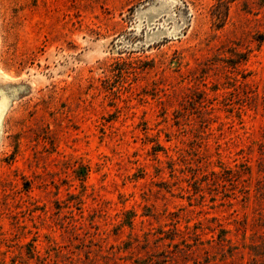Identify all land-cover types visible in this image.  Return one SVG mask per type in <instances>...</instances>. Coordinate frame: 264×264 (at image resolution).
I'll use <instances>...</instances> for the list:
<instances>
[{
  "label": "rangeland",
  "instance_id": "374dc122",
  "mask_svg": "<svg viewBox=\"0 0 264 264\" xmlns=\"http://www.w3.org/2000/svg\"><path fill=\"white\" fill-rule=\"evenodd\" d=\"M0 264H264V0H0Z\"/></svg>",
  "mask_w": 264,
  "mask_h": 264
}]
</instances>
